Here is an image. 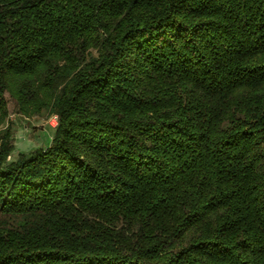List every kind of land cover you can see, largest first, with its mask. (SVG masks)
Masks as SVG:
<instances>
[{
	"label": "trees",
	"instance_id": "1",
	"mask_svg": "<svg viewBox=\"0 0 264 264\" xmlns=\"http://www.w3.org/2000/svg\"><path fill=\"white\" fill-rule=\"evenodd\" d=\"M0 264H264V0H0Z\"/></svg>",
	"mask_w": 264,
	"mask_h": 264
},
{
	"label": "rangeland",
	"instance_id": "2",
	"mask_svg": "<svg viewBox=\"0 0 264 264\" xmlns=\"http://www.w3.org/2000/svg\"><path fill=\"white\" fill-rule=\"evenodd\" d=\"M50 120L51 117L47 115L26 117L11 113L7 120L0 122V129L14 123L17 132V147L14 156L21 151L47 146L55 133V126L50 123Z\"/></svg>",
	"mask_w": 264,
	"mask_h": 264
},
{
	"label": "built area",
	"instance_id": "3",
	"mask_svg": "<svg viewBox=\"0 0 264 264\" xmlns=\"http://www.w3.org/2000/svg\"><path fill=\"white\" fill-rule=\"evenodd\" d=\"M57 122H58V116H57V115H53V116L51 117L50 123H51L53 126H56V125H57Z\"/></svg>",
	"mask_w": 264,
	"mask_h": 264
}]
</instances>
